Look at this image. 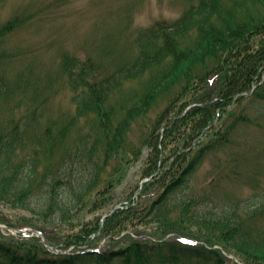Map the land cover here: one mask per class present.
<instances>
[{
    "label": "rangeland",
    "instance_id": "obj_1",
    "mask_svg": "<svg viewBox=\"0 0 264 264\" xmlns=\"http://www.w3.org/2000/svg\"><path fill=\"white\" fill-rule=\"evenodd\" d=\"M197 3L198 0H0V32L14 28L6 33L0 42L3 45L0 46V133L7 137L4 140L0 137L1 243L13 245L26 242V249L34 247V243L27 241L26 236L19 239L18 235H12V231L3 228V219L13 225V230L40 228L51 233L48 234L49 238L59 244L48 245L60 251L68 238L81 233L84 227L94 224L98 219L101 222L108 211L115 210V207L129 196L138 193L141 182L146 177L158 170L168 169L169 173L162 178L163 188L154 192L156 196L152 199L156 200L170 181L180 179L182 173L191 167L184 177V186L167 194L164 200L166 207L180 208L183 202L188 201L194 205L198 203L194 211L195 217L187 218L183 222L189 233L199 237L212 236L219 241L229 234L232 244L227 243L234 254L243 255L247 259L243 260L246 264L248 261L251 264H260L238 249L240 243L236 236L231 231L222 229L219 221L228 214H235L240 220H244L246 216L248 218L250 214L247 215V208L244 207L248 202H252L255 205L250 210H254L259 207L258 201L264 197V108L261 109L260 105H247L245 108L233 105L230 109L236 108L235 114L244 109L243 116L259 117L258 123L261 126L256 127L255 124L246 122L237 123L239 120L233 116L226 126L220 128L221 122L226 118L224 115L215 128L225 132L230 125L232 129L228 134L229 142L216 146L212 151H206L200 164L193 166L191 157L210 141L213 129L207 131L198 144L193 143L190 146L184 145V142L178 139L181 133L192 132L194 123L189 125V122L185 123L173 140L171 137L164 139L163 129L156 131L153 139L152 128H158L157 121L163 117L168 106L167 99L159 98L147 113L134 122L129 131L125 149L121 153L124 164L118 172L119 180L114 181L112 188L105 189L107 194L102 196L104 201H112L102 208H96L94 203L90 204L89 197L88 200L79 202L78 206H85L83 210L73 209L76 202L75 191L72 194L75 202L67 201L70 194L69 190L64 191L68 187H64V192L54 200L52 209L47 212L35 197L29 194L41 192L48 174H56L57 177L59 173L62 174L63 169L73 170L71 176L68 172L63 177L65 182L73 180V175L78 174L81 165L82 169L89 171L88 166H85L88 161L86 157L79 159L80 164L78 162L79 154H76L75 146L79 139L73 132L67 136L64 150L61 148L60 151H55L52 159L43 155L42 145L39 147L38 186L34 183L31 188L22 189L19 195L11 194V186L2 176V173L9 175L10 173H5L9 170L21 175L26 172L29 149L36 146L34 139L47 124L53 122L52 128L57 131L59 124L66 121L68 115H72L73 97L75 93L82 91V81L105 78L118 68L126 70L128 65L139 58L151 57L162 45L168 47L174 43L192 46L194 30L166 41L164 37L149 36L156 28L155 25L170 26L190 5ZM20 18L27 20L21 25L15 24ZM64 54L73 62L76 60L80 66L86 67L76 65L79 69L73 68L75 65ZM89 63L92 65L90 73ZM160 63L162 66L148 67L143 77L134 78L135 81L131 80L132 78L124 81L119 87V94L122 92L119 99L128 94L140 95L144 92L151 79L159 75L158 71L165 66L167 59H162ZM70 72L80 81L77 91L70 90ZM36 106L38 109H33ZM33 112L37 113L35 121L32 119ZM122 115L120 106L112 111L113 119L118 120ZM172 116L171 114L170 117ZM93 123L91 116L79 122L82 127L81 136L90 134ZM163 139L165 145L162 143ZM148 140H153V144L157 140L156 150L160 152L158 158L155 157V149L149 148ZM175 149L184 153L185 157L174 163L175 158L170 155ZM65 151H69V154ZM62 155L64 161L58 163ZM153 163L157 169H154ZM54 189L57 191V187ZM62 201H67V204H62ZM160 209L164 211L163 205ZM160 209H155L145 220L139 213L131 216L127 231L129 235L133 239H139L146 233H153L155 236L160 234L163 230V222L157 217ZM178 211L177 209L176 212ZM224 212H227V215H224ZM257 215L258 213H252V216ZM256 221L264 228V221L254 222ZM135 231L141 235L135 234ZM171 236L170 234L165 239L172 238ZM196 241L198 244L203 243ZM95 247L101 252L110 250L106 238H95L88 249L93 250ZM233 261L242 264L235 258Z\"/></svg>",
    "mask_w": 264,
    "mask_h": 264
},
{
    "label": "trees",
    "instance_id": "obj_2",
    "mask_svg": "<svg viewBox=\"0 0 264 264\" xmlns=\"http://www.w3.org/2000/svg\"><path fill=\"white\" fill-rule=\"evenodd\" d=\"M26 20V18L17 19L15 24L21 25ZM154 27L156 28L149 38L164 37L165 41L168 38H179L194 30L195 36L192 42L194 44L182 46L172 43L168 47L162 45L151 57L139 58L138 61L128 65L126 70L118 68L105 78L82 81V91L75 93L73 97L72 115L70 117L68 115L67 120L58 125L57 131L52 128L53 122L47 124L34 139L36 146L29 149L26 172L23 175L10 170L5 172L10 173L9 175L2 173L4 181L11 186V194L19 195L22 189H29L39 183L37 178L39 147L42 145L43 155L52 159L55 151H60L61 148L64 150L65 140L73 132L79 139L75 146L76 154H79L78 162L80 164L79 159L86 157L88 161L85 166H88L89 171L86 172L81 165V170L73 175L72 181L63 182V177L68 172H70L69 176L73 174V170L63 169L62 174L59 173L57 177L56 174H48L45 187H42L38 194L27 191L47 212L52 209L54 200L68 190L70 197L67 201H74L72 194H76L73 209L83 210L85 206L83 203V206H78L79 202H84L89 197L90 204L94 203L97 205L96 208H102L112 201H104L102 196L107 194L105 189L112 188L114 181L119 180L118 172L124 164L121 153L125 149L129 131L134 122L147 113L159 98L167 99L168 106L164 110L163 117L157 121L158 128H152L153 139L154 133L163 129L165 130L164 139L171 137L173 140L181 132L185 123L189 122V125L194 123L192 132L181 133L178 139L182 140L184 145L190 146L193 143L198 144L206 136V132L213 129L210 141L191 157L193 166L200 164L206 151H212L216 146L229 142L228 134L232 127L229 125L225 132L215 128L224 115L226 118L221 122L222 124L218 123V125L221 124L220 128L223 125L226 126L233 116L239 120L237 123L246 122V124H255L256 127L261 126L258 123L259 117L243 116L244 109L235 114L236 108H230L235 104L242 108L247 105H260L261 109L264 108V78L262 77L264 74V0H198L197 4L190 5L170 26L155 25ZM13 29L7 32L2 30L0 42L1 38ZM0 46L3 45L0 43ZM64 56L69 58L66 54ZM162 59H167V63L158 71L159 75L151 79L144 92L140 95L128 94L119 99L122 93L119 94V87L124 81L129 78L135 81L136 78L143 77L148 67L162 66L160 63ZM65 61L68 60L65 59ZM71 62L75 65L73 68L86 67L80 66L77 61L76 64L72 60ZM91 68L92 65L89 63V73ZM75 79V74L70 72L68 82L71 91H77L80 86V81ZM106 105L108 108L105 109ZM191 105L195 106L186 111ZM119 106L123 115L116 120L112 118V111ZM36 108L38 109L37 106L33 109ZM171 114L172 117H170ZM90 116L94 119V123L90 134L83 137L79 122ZM36 118L37 113L33 112L32 119L35 121ZM0 137L2 140L7 138L3 133H0ZM164 139L163 145L166 144ZM147 143L150 149H155V157L159 156L160 152L156 150L157 140L154 144L153 140H148ZM65 153L69 154V151ZM64 155L58 159V163L64 161ZM170 156L175 158L174 163L185 157L184 153H179L176 149ZM153 164L154 169H157L155 163ZM167 170H159L157 176L143 186L142 192L137 197V203L133 207L115 211L110 215L108 211L103 221L100 222L98 219L94 224L84 227L81 233L70 237L71 239L68 238L61 247L62 249H68L71 246L79 247L92 243L95 238H107L106 242L110 250L77 255H54L45 249L39 239L25 237L27 241L34 243V247L26 249V242H17L13 245L0 242V264H232L227 262L228 260L220 250L210 249L214 245H219L224 251L233 253L228 245V243L232 244L229 234L219 241L212 236L193 235L184 227L183 222L187 218L195 217L194 211L198 203L194 205L190 201L183 202L182 207L175 209H168L164 203L169 192L184 186L186 183L184 177L189 170L182 173L180 179L170 181L159 197L154 199L155 201L152 199L155 196V190L159 191L163 188L162 178L169 173ZM54 187H57V191ZM64 187L69 189L63 191ZM67 201H62V204L66 205ZM258 202L259 207L254 210H250L255 205L252 202H248L244 207L247 208V215L250 214L244 220L236 218L235 214L227 215V212H224L227 216L219 221H221L222 229L231 231L236 236L240 243L238 249L241 252L248 258H254L255 261L264 264V228L257 221L254 222L255 220L264 221V197ZM144 203L147 204L143 205ZM162 205L163 210L167 212L160 209ZM157 208L161 210L157 216L158 220L163 222V230L160 234L155 236L153 233L145 232L146 234H143L140 239H133L129 234H125L115 239L122 232L128 231L131 216L139 213L145 220ZM177 209L178 212H176ZM252 213H258V215L252 216ZM1 221L6 223L3 219ZM6 224L13 227L12 224ZM180 224L182 226H179ZM37 230L51 245L59 244L49 238L51 233L44 232L40 228ZM169 233L181 234L184 237L202 241L205 245L185 244L174 239L158 241ZM135 234L141 235L137 231ZM18 238L23 239V237ZM237 256L247 260L243 255ZM247 264L251 263L248 261Z\"/></svg>",
    "mask_w": 264,
    "mask_h": 264
}]
</instances>
